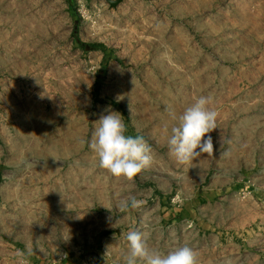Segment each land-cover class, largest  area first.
Segmentation results:
<instances>
[{"label":"rangeland","instance_id":"1","mask_svg":"<svg viewBox=\"0 0 264 264\" xmlns=\"http://www.w3.org/2000/svg\"><path fill=\"white\" fill-rule=\"evenodd\" d=\"M201 95L214 151L180 164L171 113ZM109 111L152 148L133 181L88 146ZM189 181L199 264H264V0H0V264H124L134 229L188 245L164 213L187 209Z\"/></svg>","mask_w":264,"mask_h":264},{"label":"clouds","instance_id":"2","mask_svg":"<svg viewBox=\"0 0 264 264\" xmlns=\"http://www.w3.org/2000/svg\"><path fill=\"white\" fill-rule=\"evenodd\" d=\"M211 104V97L201 95L178 116L171 113L176 123L170 129L167 144L178 163L188 164L202 154H213V140L208 134L218 128L219 113ZM98 125L88 146L101 169L114 177L133 181L152 165L154 156L151 146L143 136L126 134L127 128L120 113L109 111L100 117ZM140 203L135 196H131L121 199L118 207L121 211H128L138 208ZM125 238L128 251L123 257L124 264H199L198 253L187 244L164 253L150 248L148 234L141 229L128 231ZM31 254L32 249L29 248L27 255ZM17 256V264H27L25 253L18 252Z\"/></svg>","mask_w":264,"mask_h":264},{"label":"crops","instance_id":"3","mask_svg":"<svg viewBox=\"0 0 264 264\" xmlns=\"http://www.w3.org/2000/svg\"><path fill=\"white\" fill-rule=\"evenodd\" d=\"M13 79H14V83L11 85V87H9L7 89L8 93L12 95V98L15 100L16 96L18 95V91H19V95L20 98L24 99L27 98L26 96H24V90L20 86L18 87L16 84V73L12 74ZM20 88V89H19ZM188 207L186 210L182 209L179 210L178 212L171 214L170 212H165L164 213V218H168V219H172L173 221H178V223L182 224V226L184 228H186V226L188 225V238H189V242H188V246L192 247V228H191V224H192V183L189 181L188 182ZM182 228V227H181ZM261 259H264V255L263 256H258ZM72 264V263H69Z\"/></svg>","mask_w":264,"mask_h":264},{"label":"water","instance_id":"4","mask_svg":"<svg viewBox=\"0 0 264 264\" xmlns=\"http://www.w3.org/2000/svg\"><path fill=\"white\" fill-rule=\"evenodd\" d=\"M107 1H108V3H109L111 6L115 7V6H117L118 4H120L123 0H107Z\"/></svg>","mask_w":264,"mask_h":264}]
</instances>
